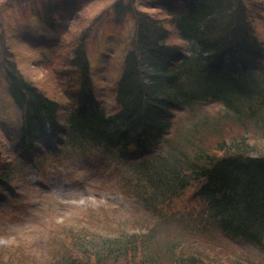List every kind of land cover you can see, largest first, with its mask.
<instances>
[{"label": "rangeland", "instance_id": "374dc122", "mask_svg": "<svg viewBox=\"0 0 264 264\" xmlns=\"http://www.w3.org/2000/svg\"><path fill=\"white\" fill-rule=\"evenodd\" d=\"M101 1L78 0L69 8L60 9L53 14L56 30H51L26 3L0 0V43L13 53L24 78L58 102L60 122L75 109L77 69L68 61L72 40L77 39V30L85 26L86 14V18L98 17L85 45L93 101L106 114L118 110L114 83L132 34L133 19L117 24L108 0H103L100 9ZM186 2L147 0L143 5L151 13L166 16L160 6L176 9L177 3ZM244 7L262 42L264 62V0H247ZM166 24L167 43L184 50L188 44L177 36L169 22ZM6 82L0 72V153L11 161V176L0 188L1 258H18L19 264H63V254L72 255V250L67 249L70 234L82 232L94 237L121 235L120 240L130 235L148 236L151 240L144 248L157 252L158 264H165L167 259L176 262L178 257L182 261L177 264H189V257L203 264H264V251L259 247L231 238L215 227L201 203L191 197L192 189L175 199L159 201L154 206L156 211L150 212L133 195L135 175L108 154L91 147L88 151L76 148L80 140L67 128L61 143L40 137L31 151H25L16 138L19 119L6 96ZM172 123L167 134L171 141L159 148L164 163L170 160V149L171 156L189 153L194 146H188L200 138L201 146L211 148L221 138L229 139L246 131L257 134L247 124H236L217 102L175 109ZM254 137L256 145L264 148V138ZM53 149L55 155L45 156L46 151Z\"/></svg>", "mask_w": 264, "mask_h": 264}, {"label": "trees", "instance_id": "16d2710c", "mask_svg": "<svg viewBox=\"0 0 264 264\" xmlns=\"http://www.w3.org/2000/svg\"><path fill=\"white\" fill-rule=\"evenodd\" d=\"M28 1L43 12L52 6L51 0ZM134 1L111 3L117 22L128 14L134 20L116 81L118 110L104 115L88 110L82 101L64 127L128 162V153L158 144L171 126L167 115L173 107L191 109L202 103H220L236 124H247L257 134L246 131L221 138L211 148L201 146L199 140L189 153L181 152L166 163L157 161V168L144 162L133 164L142 179L135 194L150 207L160 199L177 198L192 189L191 197L206 206L221 229L264 250V148L256 145L254 137L264 138V62L259 61L263 46L244 7L246 0H198L184 9L167 10L169 19L135 9ZM167 20L188 44L184 50L167 43ZM86 36L83 29L72 62L79 69V90L87 97ZM1 60L9 78L8 92L22 112L20 139L25 141L44 131L58 138L56 132L62 125L56 120L57 102L24 79L12 54L3 50ZM6 164L0 156V179H5L2 170ZM86 236L71 235L72 257L66 258L67 264L159 263L157 252L144 248L151 240L148 236L130 235L121 240V235ZM19 262L0 257V264Z\"/></svg>", "mask_w": 264, "mask_h": 264}, {"label": "bare ground", "instance_id": "6f19581e", "mask_svg": "<svg viewBox=\"0 0 264 264\" xmlns=\"http://www.w3.org/2000/svg\"><path fill=\"white\" fill-rule=\"evenodd\" d=\"M246 1H247V0H246ZM174 8H175V7H172V9H174ZM217 103H218V102H217ZM202 104H203V103H202ZM198 105H200V104H198ZM195 107H197V106H195ZM195 107H194V108H195Z\"/></svg>", "mask_w": 264, "mask_h": 264}]
</instances>
